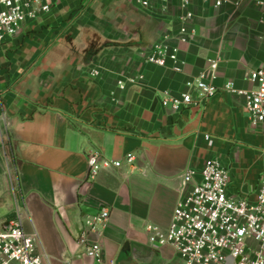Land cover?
<instances>
[{"label":"crops","instance_id":"0c3cea01","mask_svg":"<svg viewBox=\"0 0 264 264\" xmlns=\"http://www.w3.org/2000/svg\"><path fill=\"white\" fill-rule=\"evenodd\" d=\"M48 1L50 11L0 43L1 224L18 211L40 237L44 264H98L79 237L86 215L107 206L110 218L89 235L102 245L101 264L117 263L127 244V264H181L173 247L151 243L146 227H169L184 171L219 158L230 171L229 195L250 201L264 175V126L252 128L243 97L223 89H253L249 73L264 69V0H191L187 8L181 0L148 8L140 0ZM188 10L194 33L180 45L183 71L146 62L164 33L177 44ZM215 57V95L180 110L164 106L166 91H187ZM93 149L113 160L133 153L135 167L91 179Z\"/></svg>","mask_w":264,"mask_h":264},{"label":"built area","instance_id":"2783aa9c","mask_svg":"<svg viewBox=\"0 0 264 264\" xmlns=\"http://www.w3.org/2000/svg\"><path fill=\"white\" fill-rule=\"evenodd\" d=\"M209 2L210 0H202ZM152 0H140L144 8ZM191 0H181L187 8ZM218 7L227 4L240 6L241 1L213 0ZM48 0H0V43L15 36L28 20L50 11ZM194 17L187 11L172 45L169 33L155 41L147 50L145 61L176 72L184 69L180 57V45L188 44L194 28L189 21ZM220 59L210 58L208 66L188 83V90L178 97L166 91L163 104L172 110L190 105H200L215 95L220 88L215 81L218 77ZM100 75L93 69L91 76ZM135 81L133 78L127 79ZM248 80L255 83L253 89H241L233 82H227L223 89L241 96L244 109L252 128L264 126V69L253 70ZM124 88L126 83L119 80ZM209 136L207 135V138ZM136 155L127 153L122 160H113L99 150L88 153L89 177L95 179L103 169L121 168L127 163L135 167ZM181 197L178 200L172 221L167 229L148 224L146 230L153 245H169L181 258V264H264V175L258 182L256 199L235 198L228 193L230 171L219 158H213L202 168H187L182 174ZM110 208L104 206L93 215H86L85 226L79 243L86 247V254L98 264L102 263V245L89 240V235L98 225L110 218ZM9 225L10 229L5 228ZM45 252L36 231H26L21 214L6 224H0V264H44ZM230 260V262H229ZM110 264H117L110 261Z\"/></svg>","mask_w":264,"mask_h":264},{"label":"water","instance_id":"95a60500","mask_svg":"<svg viewBox=\"0 0 264 264\" xmlns=\"http://www.w3.org/2000/svg\"><path fill=\"white\" fill-rule=\"evenodd\" d=\"M5 228L10 229L9 225H5ZM127 247L130 248L129 244L126 245L124 248V251L122 253V256L117 260V264H127L132 257V253L130 252V249L127 250Z\"/></svg>","mask_w":264,"mask_h":264},{"label":"rangeland","instance_id":"374dc122","mask_svg":"<svg viewBox=\"0 0 264 264\" xmlns=\"http://www.w3.org/2000/svg\"><path fill=\"white\" fill-rule=\"evenodd\" d=\"M8 209V203H4L3 205L0 204V224L2 222V219L4 218V214H6L5 212H7ZM230 262V260H229Z\"/></svg>","mask_w":264,"mask_h":264}]
</instances>
